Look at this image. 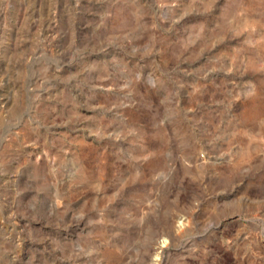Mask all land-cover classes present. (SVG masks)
<instances>
[{"label":"rangeland","instance_id":"1","mask_svg":"<svg viewBox=\"0 0 264 264\" xmlns=\"http://www.w3.org/2000/svg\"><path fill=\"white\" fill-rule=\"evenodd\" d=\"M0 264H264V0H0Z\"/></svg>","mask_w":264,"mask_h":264}]
</instances>
